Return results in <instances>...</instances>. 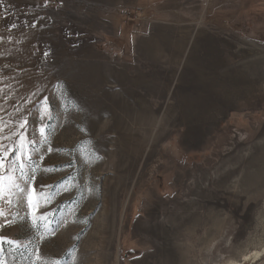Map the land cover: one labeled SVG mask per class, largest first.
Returning a JSON list of instances; mask_svg holds the SVG:
<instances>
[{"label": "rangeland", "instance_id": "rangeland-1", "mask_svg": "<svg viewBox=\"0 0 264 264\" xmlns=\"http://www.w3.org/2000/svg\"><path fill=\"white\" fill-rule=\"evenodd\" d=\"M0 157V264H254L264 0H0Z\"/></svg>", "mask_w": 264, "mask_h": 264}, {"label": "bare ground", "instance_id": "bare-ground-1", "mask_svg": "<svg viewBox=\"0 0 264 264\" xmlns=\"http://www.w3.org/2000/svg\"><path fill=\"white\" fill-rule=\"evenodd\" d=\"M245 258H246V256H245ZM249 259H250V262L252 261V262H254V264H264V246H262L258 250H255L252 257H249ZM235 262L236 261H232L233 264Z\"/></svg>", "mask_w": 264, "mask_h": 264}, {"label": "snow or ice", "instance_id": "snow-or-ice-1", "mask_svg": "<svg viewBox=\"0 0 264 264\" xmlns=\"http://www.w3.org/2000/svg\"><path fill=\"white\" fill-rule=\"evenodd\" d=\"M24 125H21V127H23ZM43 128L41 129V133L43 134ZM23 139V138H22ZM6 155V153H5ZM21 167H23V165H21ZM4 168V160H3V157H0V169ZM9 180H12V177H8ZM2 180H3V177H0V191H2L3 189V185H2ZM16 187L18 188L19 185H16ZM21 191H23V189H21ZM29 201L31 203V197H29ZM2 214V213H0Z\"/></svg>", "mask_w": 264, "mask_h": 264}]
</instances>
